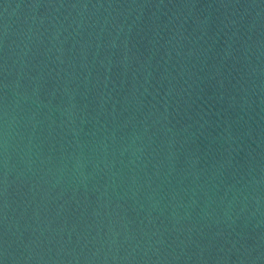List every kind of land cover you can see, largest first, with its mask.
<instances>
[{"label":"water","instance_id":"water-1","mask_svg":"<svg viewBox=\"0 0 264 264\" xmlns=\"http://www.w3.org/2000/svg\"><path fill=\"white\" fill-rule=\"evenodd\" d=\"M0 264H264V0H0Z\"/></svg>","mask_w":264,"mask_h":264}]
</instances>
